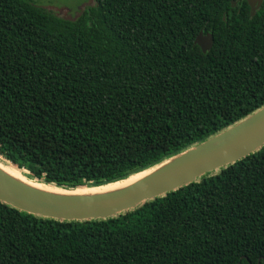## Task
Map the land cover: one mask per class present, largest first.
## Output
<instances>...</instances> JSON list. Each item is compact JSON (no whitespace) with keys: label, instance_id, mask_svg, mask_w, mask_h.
Segmentation results:
<instances>
[{"label":"trees","instance_id":"16d2710c","mask_svg":"<svg viewBox=\"0 0 264 264\" xmlns=\"http://www.w3.org/2000/svg\"><path fill=\"white\" fill-rule=\"evenodd\" d=\"M0 0V161L65 189L125 179L264 105V0ZM213 36L203 53L194 40ZM16 167H14V166ZM0 264H264V144L106 219L0 202Z\"/></svg>","mask_w":264,"mask_h":264},{"label":"water","instance_id":"95a60500","mask_svg":"<svg viewBox=\"0 0 264 264\" xmlns=\"http://www.w3.org/2000/svg\"><path fill=\"white\" fill-rule=\"evenodd\" d=\"M262 1L246 0L250 16L254 15ZM235 5L236 0H232L231 6ZM212 42V34H203L202 30L194 40L203 53L211 48ZM263 144L264 105L206 139L145 169L151 171L134 182L111 191L73 193L79 187L65 189L24 176L13 177L0 167V202L43 218L67 221L106 219L196 182L206 174H213L259 150ZM29 182L54 187L62 192L39 188Z\"/></svg>","mask_w":264,"mask_h":264},{"label":"rangeland","instance_id":"374dc122","mask_svg":"<svg viewBox=\"0 0 264 264\" xmlns=\"http://www.w3.org/2000/svg\"><path fill=\"white\" fill-rule=\"evenodd\" d=\"M32 2L41 8L66 19L76 18L83 8L94 4V0H32ZM139 174L141 173L139 172L136 175ZM18 177L23 176L18 175ZM107 186H110V184L103 185L102 187ZM83 188L87 187H79V189Z\"/></svg>","mask_w":264,"mask_h":264},{"label":"bare ground","instance_id":"6f19581e","mask_svg":"<svg viewBox=\"0 0 264 264\" xmlns=\"http://www.w3.org/2000/svg\"><path fill=\"white\" fill-rule=\"evenodd\" d=\"M0 167L13 177H17L18 175L24 176L21 171L13 168L11 166H8L7 164L3 163L2 161H0ZM150 171L151 170L142 171V172H140L141 174H139V175H136L137 173L133 174L130 177H128L127 179L120 180V181L113 182V183H109L110 186H107V187L99 186V187H93V188L87 187V188H83V189L77 188L76 190L73 191V193H95V192H105V191H111V190L119 189V188H122V187L134 182L135 180L141 178L142 176L148 174ZM29 183L32 184L33 186L43 188L46 190H50L53 192H62L61 190H58L54 187L45 186L43 184H37V183H33V182L32 183L29 182Z\"/></svg>","mask_w":264,"mask_h":264}]
</instances>
